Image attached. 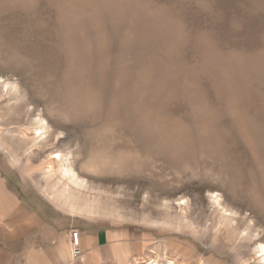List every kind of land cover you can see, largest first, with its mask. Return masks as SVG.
I'll list each match as a JSON object with an SVG mask.
<instances>
[{
  "label": "rangeland",
  "instance_id": "1",
  "mask_svg": "<svg viewBox=\"0 0 264 264\" xmlns=\"http://www.w3.org/2000/svg\"><path fill=\"white\" fill-rule=\"evenodd\" d=\"M0 176L123 264H264V0H0Z\"/></svg>",
  "mask_w": 264,
  "mask_h": 264
},
{
  "label": "crops",
  "instance_id": "2",
  "mask_svg": "<svg viewBox=\"0 0 264 264\" xmlns=\"http://www.w3.org/2000/svg\"><path fill=\"white\" fill-rule=\"evenodd\" d=\"M0 176V264H121L141 250L126 229H96L73 220L39 192ZM77 229L83 253L73 255Z\"/></svg>",
  "mask_w": 264,
  "mask_h": 264
},
{
  "label": "bare ground",
  "instance_id": "3",
  "mask_svg": "<svg viewBox=\"0 0 264 264\" xmlns=\"http://www.w3.org/2000/svg\"><path fill=\"white\" fill-rule=\"evenodd\" d=\"M45 127H40L37 128L33 134L34 138H38L40 139H44L46 137L45 135V131H44ZM62 159V154L57 153V155H53L51 156L50 161L48 162V171L49 173H54L56 171V162ZM67 175H70V178L68 180L74 181L76 183L77 179H76V174L72 171V169L70 167H64V172H63V176L66 177ZM264 250V247L262 246V251Z\"/></svg>",
  "mask_w": 264,
  "mask_h": 264
},
{
  "label": "built area",
  "instance_id": "4",
  "mask_svg": "<svg viewBox=\"0 0 264 264\" xmlns=\"http://www.w3.org/2000/svg\"><path fill=\"white\" fill-rule=\"evenodd\" d=\"M72 242H73V255L75 257L81 256L83 253L82 246H81V240L79 237V231L77 229H74L72 231Z\"/></svg>",
  "mask_w": 264,
  "mask_h": 264
}]
</instances>
